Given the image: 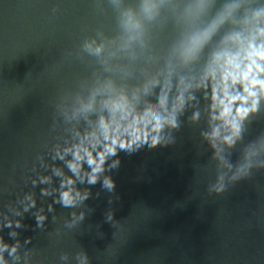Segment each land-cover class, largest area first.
Returning a JSON list of instances; mask_svg holds the SVG:
<instances>
[{
  "label": "water",
  "instance_id": "95a60500",
  "mask_svg": "<svg viewBox=\"0 0 264 264\" xmlns=\"http://www.w3.org/2000/svg\"><path fill=\"white\" fill-rule=\"evenodd\" d=\"M188 2L167 0L129 41L122 14L140 0H0L4 264H264V102L233 135L240 101L221 88L214 100L222 73L206 76L225 35L253 33L264 0H209L202 25L238 7L182 65L170 52ZM247 63L229 96L243 95ZM112 101L123 107L105 139ZM113 140L94 172L84 149L99 161Z\"/></svg>",
  "mask_w": 264,
  "mask_h": 264
},
{
  "label": "clouds",
  "instance_id": "9594fccd",
  "mask_svg": "<svg viewBox=\"0 0 264 264\" xmlns=\"http://www.w3.org/2000/svg\"><path fill=\"white\" fill-rule=\"evenodd\" d=\"M209 6V0H189L188 3L180 6V11L175 16V23L180 28V36L171 49V59L182 65L196 62L220 27L238 7L235 3L227 4L211 21L202 25L201 20L206 15ZM168 7L170 5L167 0H140L137 8L125 10L122 14V26L128 34V40L139 39L144 32L145 24L154 21L160 12ZM252 22L255 27L250 36L245 37L241 32H233L221 39L217 48L210 55L206 70V76H212L214 79L218 71L222 73L220 83L213 87L214 100L216 99V89L221 88L230 104L233 101H240V106L236 108V117L232 121L233 135H237L240 131L239 122L246 119L249 114L255 113L260 103L264 102V9L253 13ZM87 47L95 54H100L103 50V45H97L93 48L89 44ZM244 61H248V63L246 70L243 71V79L248 82L243 84V95L229 96V89L237 85L241 79V73L233 69L239 70ZM164 102L165 98L161 96L159 99L161 106ZM220 103L222 104L223 101L221 100ZM182 104L183 100L181 99L179 106ZM91 107V101L83 105L85 110ZM122 107V105L112 101L109 110L113 113V119L107 120L101 117L99 127L105 139L109 138V129L115 122V113L120 111ZM154 119L159 121V116L154 117ZM167 123L174 124V120L170 118ZM162 124L163 121H159L157 128H160ZM115 143L116 141L113 140L112 144L105 146L104 151L99 153V161L93 158L90 151L84 149L88 163L96 165L93 169L94 172L99 171L106 154L115 152ZM81 159L80 149H77L76 160ZM71 167L73 171H76L79 164L73 163ZM91 179L94 182L96 177L93 175ZM64 195L65 203H69L68 194L65 193ZM0 264H4L2 258H0Z\"/></svg>",
  "mask_w": 264,
  "mask_h": 264
}]
</instances>
